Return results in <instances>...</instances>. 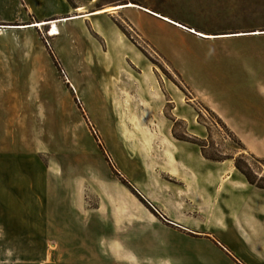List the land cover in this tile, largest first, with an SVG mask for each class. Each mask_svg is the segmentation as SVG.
I'll return each instance as SVG.
<instances>
[{
    "label": "rangeland",
    "instance_id": "obj_1",
    "mask_svg": "<svg viewBox=\"0 0 264 264\" xmlns=\"http://www.w3.org/2000/svg\"><path fill=\"white\" fill-rule=\"evenodd\" d=\"M91 2L20 0L18 15L0 10L4 183L18 185L21 204L83 194L85 215L100 206L116 249L184 245L154 202L172 159L167 137L197 142L213 159L241 154L242 167L264 178V128L247 119L264 117V34L239 30H263L264 6L240 16L169 13L196 33L135 7L69 19L56 36L48 26L7 28L139 0Z\"/></svg>",
    "mask_w": 264,
    "mask_h": 264
},
{
    "label": "crops",
    "instance_id": "obj_2",
    "mask_svg": "<svg viewBox=\"0 0 264 264\" xmlns=\"http://www.w3.org/2000/svg\"><path fill=\"white\" fill-rule=\"evenodd\" d=\"M135 4L139 8L131 9L145 18L155 16L148 10L196 33L170 19L169 13L240 16L241 10L263 7L264 0H139ZM20 6V0H0L2 12L18 15ZM160 6L173 12L163 14L156 10ZM244 27L239 30L264 34V29L253 25ZM247 119L250 127L264 128L263 115ZM166 139L172 159L163 164L165 174L157 187L161 194L154 202L162 212L164 222L159 223L188 237L184 245L111 247L110 225L101 224L96 214L99 205L86 216L83 194L59 201L45 195L21 204L18 185H5L0 167V264H264V189L250 184L226 161L205 158L197 145ZM256 153L264 156V149Z\"/></svg>",
    "mask_w": 264,
    "mask_h": 264
},
{
    "label": "bare ground",
    "instance_id": "obj_3",
    "mask_svg": "<svg viewBox=\"0 0 264 264\" xmlns=\"http://www.w3.org/2000/svg\"><path fill=\"white\" fill-rule=\"evenodd\" d=\"M95 0H92V2ZM91 2V3H92ZM123 7H135V8H139L138 5L132 3V2H128L125 3L123 5L119 4V5H115V6H107V7H103L97 10H94L92 12H88V13H84L83 12V7L79 6L76 7L73 11L74 13L67 16V17H62V18H54L51 20H41V21H34L32 23H28V24H21L19 26H13V25H8L7 28H16V29H24V28H35L38 27L40 29L44 28L45 26H48V30L50 29V32L47 33L49 36H56L60 34V29H59V25L58 24H62L64 22H67L69 19H79L82 17H86V16H91V15H98V14H104L106 12H111L114 11L116 9H122ZM148 11V10H145ZM150 12V11H148ZM167 21L170 22V20L163 18ZM260 32V31H259ZM198 35H200L201 37H208V38H214L215 36L213 35H205V34H201L199 33ZM231 36V35H230Z\"/></svg>",
    "mask_w": 264,
    "mask_h": 264
},
{
    "label": "trees",
    "instance_id": "obj_4",
    "mask_svg": "<svg viewBox=\"0 0 264 264\" xmlns=\"http://www.w3.org/2000/svg\"><path fill=\"white\" fill-rule=\"evenodd\" d=\"M233 140L240 147H243V145H242V143L240 142L239 139H237L236 137H234ZM191 142L199 145L197 142H194V141H191ZM202 154H203V156L205 158L210 159V160H213V161H224V160H228V159H233L234 160V165H235L236 169L239 170L245 176L246 180L250 184L255 185L258 188L264 189V183H263L264 182V178H261L260 180H258L255 177V175H253V173L251 172V170L249 168L247 170H245V168L242 167V164H241L242 155L241 154H238L236 157H234L233 155H230V156L225 157V158H216V159H213L211 157H208L203 152H202ZM261 161L264 162V159H262Z\"/></svg>",
    "mask_w": 264,
    "mask_h": 264
}]
</instances>
